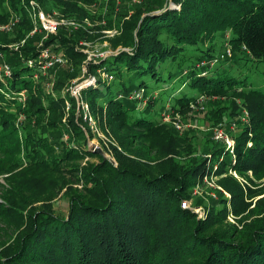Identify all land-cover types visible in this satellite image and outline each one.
<instances>
[{
  "label": "trees",
  "instance_id": "16d2710c",
  "mask_svg": "<svg viewBox=\"0 0 264 264\" xmlns=\"http://www.w3.org/2000/svg\"><path fill=\"white\" fill-rule=\"evenodd\" d=\"M35 1L53 4L61 17L78 18L85 12L78 1L90 0ZM27 2L0 0V23L12 13L17 16L12 37L5 38L0 32V41L24 38L20 50L25 61L36 57L39 48L34 43L41 38V32L28 35L32 24L25 9ZM121 2V7H127L129 0ZM130 10L127 22L131 34L122 36L121 49L105 59L87 62L88 71L99 70L118 78L122 97L108 93L110 84L104 85V92L99 86L79 91L95 124L116 143L115 147L110 145L114 164L87 148L86 137H91L87 120L81 118L79 107L77 113L82 120H75L76 99L61 89L66 78L75 76L76 66L85 56L76 48L74 37L85 35L86 30L60 24L54 34L41 39L43 47L66 59L65 65L49 67L47 74H40L35 64L20 62L14 51L0 44L3 58L12 67L7 89L26 91L23 107L14 97L0 93V171L19 168L21 157L26 164L9 174L8 188L1 194L0 225L6 222L17 229L20 220L25 225L12 242L0 240V264H264V196L253 203L244 219L255 217L238 222L240 226L225 220L228 213L235 217L246 205L244 187L229 174L219 180L229 197L224 198L218 191L216 198L209 196L210 206L203 218L197 219L181 203L204 170L215 175L227 170L241 174L256 172L264 164V90L247 87L246 77L207 76L208 64L196 65L212 57L209 48L202 50L199 46L210 43L215 32L226 29L231 33L228 42L232 50L264 61V0H142ZM187 47L197 53L191 63L183 66L185 59L179 60L177 55ZM162 71L165 79L184 75L194 90L224 96L225 100L208 110L210 126L222 122L227 107L234 105L232 97L242 99L240 105L248 112L247 122L235 119L237 113L241 114L238 106L236 131L232 133L221 124L232 137L231 154L223 151L220 141H207L199 154L191 155L198 148L189 147L187 139L178 137L168 122L129 118L130 111L141 107L128 93L145 89L142 82L131 87L121 78L130 80L144 73L159 79ZM33 72L38 73L34 79L52 80L53 92L47 93L40 80L33 84ZM149 99L147 96L141 110L151 107ZM193 99L185 94L173 97L169 114L176 107L189 109L188 102ZM11 108L23 112L18 124ZM161 141L172 142L173 149L166 143L162 150ZM154 153L170 155L159 162L166 167L160 172L146 167L147 161L154 160ZM202 153H210L213 170L206 167ZM84 156H97V162L82 168L72 164ZM177 158L189 164L176 168L180 161ZM62 169H75L81 175V186L70 187V194H66L65 216L49 205H40L37 210H26L22 217L23 207L40 201L45 191L34 172L61 175ZM225 201L231 209L226 210Z\"/></svg>",
  "mask_w": 264,
  "mask_h": 264
},
{
  "label": "rangeland",
  "instance_id": "374dc122",
  "mask_svg": "<svg viewBox=\"0 0 264 264\" xmlns=\"http://www.w3.org/2000/svg\"><path fill=\"white\" fill-rule=\"evenodd\" d=\"M30 1H33L35 4H37L36 9L38 8L47 14H53L56 19L61 18L64 22L72 20L76 23V25H61H67L72 29L82 27L86 30L85 35H79L74 37L77 40L76 48H78L79 51L84 53L85 56L83 57V59H81L80 63L77 64V72L75 76L68 79L66 78L67 80H64L61 89L63 91H68L70 80L75 79L76 81L85 83V85L81 89H85L91 86H99L101 92L105 91L104 85L110 84L108 93H110L111 95L116 94L117 98L122 97L123 94L119 93L121 92V83L118 81V78L115 79L114 76H112L111 74L110 78L103 76V73L106 75H109V73H102L98 70L88 71L87 62L105 59L109 55L116 53L117 50L121 49L122 36L131 34L129 24L127 22L129 15L132 13L130 9L134 6H137L138 3H140L142 0H129V3H127V7H121L123 6V2L120 3V0H90L88 2L78 1V4L85 11H83L84 13L82 14V17L78 18L61 17L59 16L61 14L59 13L58 8H56V6H54L53 4L47 2L40 4L35 0H28L27 4H25L26 10L29 9V6L31 5ZM168 5L174 7L171 2H169ZM33 7H35V5H33ZM16 19L17 16L12 13L7 18V21L4 23H0V25L9 22H13V25L17 21ZM14 20L16 21L14 22ZM12 25H10V28L8 30H0V32L4 33L5 38L12 37ZM230 35L231 33L228 29L224 31L215 32L212 39L210 40V43L207 41L204 45L199 46V48L202 50L209 48L210 53L212 54V57H210L208 61L206 59L200 60L204 62V64H208L210 62L213 63L212 65L208 64L209 68L206 75L221 76V74H225L236 77L238 76L239 78L246 77L247 87H253L260 90H264V61H257L254 58H250L244 55L243 53H238L237 51L232 50L231 45L228 42ZM46 36L47 35L44 32H41V38L34 43L37 49L40 47L38 43L41 41L42 38ZM23 39L24 38L20 40L8 39L7 41H5L6 43H1L0 41V44L14 51V57H16L17 59L19 58L20 62L26 63V61L22 58L24 54L20 50V46L23 43H20V41ZM185 49L187 50L177 55L179 57V60L181 58L185 59L182 62L183 66L191 63L195 58V52L197 53L196 50L195 52H192V48L190 47H187ZM226 50H228V52H226ZM88 53H90V55H93L89 58L87 56ZM64 60L66 59L64 58ZM200 61H197L196 65H198ZM65 64L66 62L63 65ZM9 66L12 71V67L10 64ZM171 68H173V66H171ZM47 72L48 71H46V74ZM163 73V71L159 73V79H154L152 78V76H149L148 74L144 73L135 74L130 80H127L126 76H123V78H121L124 81L125 85H130L131 87H136L139 82H142L144 84L143 86L145 89L143 93L145 92L146 94V96L143 97L147 100V96H149V100H152L151 107L146 111L141 110L142 108H144L143 106L145 105L146 101L144 104H141L139 101L141 108L139 107V110L130 111L129 118H153L155 120L168 122L169 125L174 128L177 135H180L178 137L182 138L183 136L185 140L187 139L185 143L187 142L189 147L193 145L194 148H198V150H195L191 155L199 154L201 152L200 149L202 148V145H204V143L207 141H220L224 146L223 151H226L227 153L231 154L230 148H232L233 140L231 136H227L228 133L225 131L224 127L221 124H225L227 129L232 133L236 131L237 123L234 120V116L238 110V106L240 107L239 113L241 114L238 116L237 113L235 119H238L240 123L245 124L247 122L248 112L244 106L240 105L242 103V99L239 97H232L234 105L230 104L231 108L227 107L226 114L222 117V122H217L215 125L210 126L211 120L209 119L208 110L218 105L220 101L225 100L224 96L216 94L210 95L206 93H201L197 89L194 90L193 88L187 85L189 79H185L184 75L176 77L177 79L172 78L170 81L164 78V75H162ZM200 74L203 75L204 73L201 72ZM87 78L88 80L90 79V81H87ZM31 80L33 81V84L38 83L37 81L40 80L39 83L43 86V89L47 93L53 92V81L49 78L47 80H41L38 77V79L33 78ZM129 93L127 96H129ZM179 94H185L187 96L191 95L194 97V99L188 102L189 109L187 108V110H179V107H176V109L173 110L174 112L171 111V113L173 114L170 115V110L168 111V108L172 103L173 97H176ZM14 98L16 99L15 101L17 102V104L19 103L20 107H23L26 101V91L24 89H18L16 92H14ZM212 102L213 105L211 104ZM82 103L83 101L78 96L75 101L77 114L75 120L80 123V120L78 119L80 117H78L77 113V108L79 107L82 114L81 118L83 120H87L88 126L91 131V137H86L87 148H91V151L94 153L93 155L97 153L94 151L95 148H98L101 152L100 155H103L105 158L111 160L114 164L115 160L110 145L112 144V146L115 147L116 143L111 140L110 137L103 133L102 128L95 124L91 115H89L88 113L87 107L85 108ZM224 104H226V102H224ZM65 105L66 106L64 110L67 111V104ZM10 110L12 111L13 108H11ZM13 111L15 112V122L16 124H18L23 119V112L20 109ZM231 111L234 112V114L230 116L227 114V112L230 113ZM165 115H167V117ZM63 118L64 116L62 117V120ZM218 133L221 134V137L219 138L216 137L218 136ZM184 135H187L188 138ZM224 137H227L232 141L230 147L227 146L226 142L224 141ZM62 139H64V137H62ZM182 141H179V143H182ZM166 143H170L173 149L172 142L161 141L159 145L162 146V150L165 149L164 145ZM168 156L170 155L167 154L164 156L163 154H157L155 156L154 153V160L147 161L146 167L151 169L153 172H160L163 168H166L162 163L166 160L165 158ZM201 156L206 159V167H209L210 170H213L215 166L213 165L214 163L210 160V153H202ZM177 160L180 161L175 164L176 168H180L181 166H186L189 164L188 162L183 161V158H177ZM21 161L22 163L19 168H24L26 164L24 162L23 157H21ZM161 161L162 163H159ZM95 162H97V156H84L78 160L74 159L72 164H74V166H77V168H82L85 167L86 164ZM19 168H15L11 172L17 171ZM11 172L0 171V202H2L1 194L8 188L7 178L9 177V174ZM34 173H36L37 180L42 182L45 191L41 195L42 200L40 199V201H34L30 204H26L23 207V210L21 211V216H26V210H29L31 208L34 210H37V208L39 209L40 205H49L51 210H53L55 213L60 216H65L67 211L66 194H70V187L79 188L81 186V181L79 178V176H81L80 171L75 172V169H62L61 175L54 173L51 176H49V173H46L44 170L35 171ZM225 174H229L233 178H235L240 184H242L245 190L244 201L246 205L244 209L241 211L240 214L236 215L235 217L232 214L228 213L225 219L227 223H234L240 226L238 222H240L241 224V222L249 221L255 217L248 215V218L244 219L245 215L247 214V211L252 207L253 203L260 197L264 196V164L259 167L256 172L247 171L241 174H238L231 170H227L226 172L220 175H215L214 173H212V171L206 172L204 170L201 179L199 181L196 180L193 185H191L189 197L184 198L181 203L184 204L185 208L189 209L192 213H194L197 219L203 218L206 213V210H208L207 208L210 206L208 199L209 196L216 198L215 193L216 191H218L223 194L224 198L227 199L229 197L228 193L223 190V188L219 184L220 178ZM28 175L31 176V173L28 172ZM224 204L226 210L231 209V205L228 201H225ZM24 225L25 221L21 222L20 220V226L17 229H14L15 227L13 225L11 226L6 222L1 223L0 240H3V243L5 242L6 244L12 242L13 239L17 237L18 232H20L21 228H23Z\"/></svg>",
  "mask_w": 264,
  "mask_h": 264
},
{
  "label": "built area",
  "instance_id": "2783aa9c",
  "mask_svg": "<svg viewBox=\"0 0 264 264\" xmlns=\"http://www.w3.org/2000/svg\"><path fill=\"white\" fill-rule=\"evenodd\" d=\"M30 4L31 5L29 6V9L26 10L29 20L32 24L31 30L28 32V35L32 34L33 32H44L46 35L54 34L57 30V27L60 24L76 25V23L72 20L64 22L62 21L61 18L56 19L53 16V14H47L38 8L36 9L37 4H35L33 1H30ZM33 5H35V7H33ZM16 20H14V22ZM12 23L13 22H9V23L0 25V30H8L10 28V25H12ZM23 40H21L20 43H22ZM38 45L40 46L38 54L36 55L34 59H27L26 64L28 66H32L33 64H35L40 74H44L45 71L54 64H62L65 62L64 58L61 55L51 52L48 49V47H43L41 44V41L38 43ZM226 52H228V50H226ZM92 55L93 54L90 55V53H88L87 56L90 58ZM203 64L204 62L200 61L198 66L203 65ZM208 64L212 65L213 63L210 62ZM100 72L103 73V71H100ZM37 76H38V73L36 72L32 73L33 78H37ZM103 76H106L109 78L111 77L110 75H106L104 73H103ZM10 77H11V68L9 64L4 60L2 52L0 50V93L3 94L6 98L14 97V92L7 89V84H6V80L10 79ZM86 80L90 81V79L88 80V78ZM83 83L84 82L81 83L80 81H76L75 79L70 80V85L68 86V92L75 99L78 98L80 89L85 85V83L84 84ZM128 97L132 99H137L138 101H140L141 104H144L146 101V98L143 97V88L141 87L137 90L130 91ZM82 105H84V107L86 108V104L82 103ZM165 116L167 117V115ZM216 137L217 138L221 137V134L218 133V136ZM224 141L226 142L228 147L231 146L232 141L230 139H228L227 137H224Z\"/></svg>",
  "mask_w": 264,
  "mask_h": 264
},
{
  "label": "water",
  "instance_id": "95a60500",
  "mask_svg": "<svg viewBox=\"0 0 264 264\" xmlns=\"http://www.w3.org/2000/svg\"><path fill=\"white\" fill-rule=\"evenodd\" d=\"M89 150H91V148ZM94 151L97 152L98 154H101V152H100V150L98 148H95ZM102 159H105V157L103 155H102Z\"/></svg>",
  "mask_w": 264,
  "mask_h": 264
}]
</instances>
